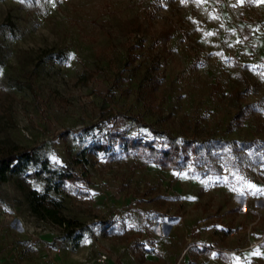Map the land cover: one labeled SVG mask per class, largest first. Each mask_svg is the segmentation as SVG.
I'll return each instance as SVG.
<instances>
[{
    "label": "rangeland",
    "instance_id": "obj_1",
    "mask_svg": "<svg viewBox=\"0 0 264 264\" xmlns=\"http://www.w3.org/2000/svg\"><path fill=\"white\" fill-rule=\"evenodd\" d=\"M0 62V145L82 178L48 194L70 235L0 185V261L264 264V3L0 0ZM149 127L209 144L163 169L115 138L166 149Z\"/></svg>",
    "mask_w": 264,
    "mask_h": 264
},
{
    "label": "trees",
    "instance_id": "obj_2",
    "mask_svg": "<svg viewBox=\"0 0 264 264\" xmlns=\"http://www.w3.org/2000/svg\"><path fill=\"white\" fill-rule=\"evenodd\" d=\"M109 115L107 114L106 116L109 117ZM134 121L140 123L138 119H134ZM96 127H98V124ZM149 129L153 134L164 136L167 139L168 147L166 149H159L154 147L151 142L133 137H124L121 134H116L115 138L125 151L146 152L150 156L151 163L163 169L175 171L183 169L190 159L188 153L195 156L202 149L207 148L209 144L206 142L199 144L192 140H186L178 144L167 132L158 131L152 127H149ZM211 144L222 145L223 147L228 142L213 140ZM213 146L211 145V147ZM96 149L104 151L107 146L106 144H101ZM38 163V170L25 174L30 166ZM28 179L44 181L43 193L31 188ZM10 180L14 181L17 189L23 194L28 209L34 217L62 227L69 235L73 233L74 229H76V226H74L76 223L63 216L61 204L48 195L51 191L58 192L64 183L73 184L82 180L69 166L61 170H53L49 167L47 160L38 161L31 149L6 143L0 145V185ZM75 238L74 244L76 245L78 238Z\"/></svg>",
    "mask_w": 264,
    "mask_h": 264
},
{
    "label": "built area",
    "instance_id": "obj_3",
    "mask_svg": "<svg viewBox=\"0 0 264 264\" xmlns=\"http://www.w3.org/2000/svg\"><path fill=\"white\" fill-rule=\"evenodd\" d=\"M0 264H18L16 262L2 263ZM78 264H111V258L106 250L96 251L95 249H90L86 254L85 258L82 259Z\"/></svg>",
    "mask_w": 264,
    "mask_h": 264
},
{
    "label": "snow or ice",
    "instance_id": "obj_4",
    "mask_svg": "<svg viewBox=\"0 0 264 264\" xmlns=\"http://www.w3.org/2000/svg\"><path fill=\"white\" fill-rule=\"evenodd\" d=\"M186 2H187V0H181V3H182V4H184V3H186ZM193 2H194V3H197V4H200V3L207 2V0H193ZM215 2H216V3H220L221 0H215ZM241 2H243V0H241ZM260 2H261V3H264V0H260ZM242 39H243V40H247L248 37H247V36H244ZM241 42H242V41H241L240 39H238V40L236 41V43H241ZM247 187H248L249 189H251V188H253V185H251V184H247ZM256 191L264 192V189H257ZM252 194L255 195V192H253ZM241 195H243V193H241ZM253 254H254V255H259V252H255V253H253Z\"/></svg>",
    "mask_w": 264,
    "mask_h": 264
},
{
    "label": "crops",
    "instance_id": "obj_5",
    "mask_svg": "<svg viewBox=\"0 0 264 264\" xmlns=\"http://www.w3.org/2000/svg\"><path fill=\"white\" fill-rule=\"evenodd\" d=\"M0 262H2V263H10V262H14V260L12 259V260H8V261H4V262L0 261ZM111 264H115V262L113 261V258H111Z\"/></svg>",
    "mask_w": 264,
    "mask_h": 264
}]
</instances>
